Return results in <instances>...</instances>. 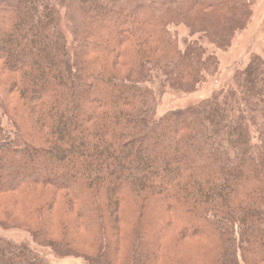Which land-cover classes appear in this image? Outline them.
Segmentation results:
<instances>
[{
	"label": "trees",
	"instance_id": "1",
	"mask_svg": "<svg viewBox=\"0 0 264 264\" xmlns=\"http://www.w3.org/2000/svg\"><path fill=\"white\" fill-rule=\"evenodd\" d=\"M249 1L70 0L68 45L50 0H0L1 70L21 113L0 102V195L14 194L46 235L43 214L65 192L82 227L90 222L91 264H112L106 229L120 234L125 206L129 264H155L166 231L210 245L200 264H264L262 61L194 106L154 114L160 89L194 91L210 61L169 27L195 15L187 24L223 44ZM0 264L47 263L0 238Z\"/></svg>",
	"mask_w": 264,
	"mask_h": 264
},
{
	"label": "rangeland",
	"instance_id": "2",
	"mask_svg": "<svg viewBox=\"0 0 264 264\" xmlns=\"http://www.w3.org/2000/svg\"><path fill=\"white\" fill-rule=\"evenodd\" d=\"M50 2L58 14L59 27L66 43L70 45L74 40L72 33L74 28L70 22L68 10L70 0H50ZM247 5L248 18L223 44L212 40L203 32L192 29L187 24L198 21V16L195 15H192L190 20L176 21L169 27L170 32L178 38L180 46L182 40L196 41L204 48L206 58H210V61L209 65L204 67L201 80L194 91L181 93L167 87L158 91L154 104L156 118L171 111L194 106L229 87L234 81L235 72L244 70L255 58L260 59L264 65V0H250ZM203 14L214 19L216 26H222L220 19L216 18L220 17L218 12L208 10ZM84 44L90 48L93 46L90 42H84ZM1 66L0 62V102H4L11 115L17 117L21 114L16 109L20 104L11 94L10 87L5 85L8 78L2 72ZM29 123L25 121V129L29 133L36 134V130ZM3 125L9 128L4 118ZM31 167L38 169L40 165L34 163ZM37 191L40 190L37 189ZM69 199L65 192L56 193L50 210L43 214L44 223L49 228L50 234L39 235L33 222L27 218L26 207L17 202V197L14 194L0 195V238L26 247L47 264H91V260L98 255L96 256L90 243L94 239L93 233L90 236L86 232L90 222L85 220V226L82 227L76 212L68 203ZM129 209V206H125V213L129 214L116 226L119 235L115 236L114 233L111 235L110 226L106 229L109 247L114 254L112 264H129L130 248L134 243L130 232L135 218L130 214ZM90 231L93 230L90 229ZM156 238L149 241H154ZM158 238L161 246L156 254L155 264H200L209 259L211 246L204 242L197 244L184 239L179 241V238L170 231H166ZM63 244L66 245L63 246Z\"/></svg>",
	"mask_w": 264,
	"mask_h": 264
}]
</instances>
